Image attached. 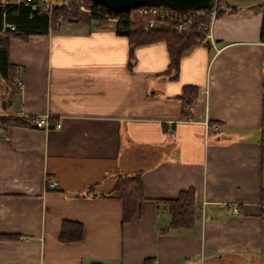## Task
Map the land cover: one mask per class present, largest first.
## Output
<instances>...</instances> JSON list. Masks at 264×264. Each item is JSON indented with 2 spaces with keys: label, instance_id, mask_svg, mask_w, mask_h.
I'll return each instance as SVG.
<instances>
[{
  "label": "crops",
  "instance_id": "obj_1",
  "mask_svg": "<svg viewBox=\"0 0 264 264\" xmlns=\"http://www.w3.org/2000/svg\"><path fill=\"white\" fill-rule=\"evenodd\" d=\"M224 1L236 10L213 18L214 47L195 43L174 77L164 40L95 18L8 39L15 109L60 125L0 132V264H264L262 10ZM137 170L143 199L121 222L109 191ZM189 187L192 225L161 232L162 199ZM63 222L78 239L59 238Z\"/></svg>",
  "mask_w": 264,
  "mask_h": 264
},
{
  "label": "trees",
  "instance_id": "obj_2",
  "mask_svg": "<svg viewBox=\"0 0 264 264\" xmlns=\"http://www.w3.org/2000/svg\"><path fill=\"white\" fill-rule=\"evenodd\" d=\"M75 1L67 0V9L53 8L49 11L43 9L41 1H38L33 9H31L29 4L23 3L0 6V28L3 21L14 25V29L5 28L0 32V82L3 83L7 92L6 99L1 101L0 107L3 110L9 111L8 114H0V132H3L7 126L11 125H29L33 119L32 116L20 115L14 107L19 68L17 65L8 61V39L10 37L26 38L30 34L46 33L50 27H55L58 17H60V21L77 20L83 22L87 19L94 18L93 15L86 16L81 13ZM217 1L218 4L222 2V0H216V3ZM218 4L215 8L214 17L224 13H232L236 10L234 8H221ZM99 5L102 8H106L104 5ZM253 7L262 10L259 36L263 37L264 0H261L260 3ZM129 9L122 10L125 13L123 18L115 23L116 31L127 36L132 32H141L144 37L143 41L164 40L169 58L167 69L171 70L173 77L176 76L181 55L196 43L195 38L197 37V33L193 31L195 26L200 22H207L209 19L208 7L204 8L205 11L202 15L193 14L192 24L190 25L191 29L180 33H177L174 29L166 25L148 27L139 19L131 21L126 14ZM166 9L177 13L174 10ZM192 9L189 8L188 10L191 11ZM135 22L139 27L135 28L133 26ZM181 97L183 100V113L186 115L189 106L195 100L196 91L193 87L187 86L183 89ZM259 148L260 163L264 164V127L261 129L259 137ZM140 172V170H137L131 174L117 175L109 191L110 195L121 201V222H126L135 215L138 204L143 199ZM162 202L166 205L169 222L167 226L160 228L161 232H167L168 230L177 228H188L192 225L195 210L194 189L192 187L180 190L176 197L162 199ZM79 236V225L73 224V226L67 227V222L62 223L59 232V238L61 240L78 239Z\"/></svg>",
  "mask_w": 264,
  "mask_h": 264
},
{
  "label": "built area",
  "instance_id": "obj_3",
  "mask_svg": "<svg viewBox=\"0 0 264 264\" xmlns=\"http://www.w3.org/2000/svg\"><path fill=\"white\" fill-rule=\"evenodd\" d=\"M38 1H41L43 9H46L47 11L53 8H68L67 0H0V6L23 3L29 4L31 9H33L35 5H37ZM75 2L78 10L86 16L93 15L95 19L109 22L114 25L117 21L123 18L125 13L124 11H113L108 8H102L93 0H76ZM216 5V0H213L208 6V21L204 23L200 22L195 26L193 31L197 33V37L195 38L196 43H205L208 41V43L214 47L211 36V22L214 18ZM204 11V8H193L191 11L187 9L182 13H173L158 5H139L130 8L126 14L131 21L139 19L148 27L166 25L174 29L177 33H180L191 29L190 25L192 24L193 14L202 15ZM131 14L134 15L131 16ZM57 21H60V17H58ZM5 28L12 30L14 29V25L3 21L0 32H2ZM200 36H202L201 40H199ZM16 88H20V82L18 80L16 81ZM32 124L35 127L43 129H48L50 126L58 128L60 125L59 121L56 120H53L50 124L49 115L46 113L34 116ZM45 182L47 186H53L56 183L55 180L48 178Z\"/></svg>",
  "mask_w": 264,
  "mask_h": 264
},
{
  "label": "water",
  "instance_id": "obj_4",
  "mask_svg": "<svg viewBox=\"0 0 264 264\" xmlns=\"http://www.w3.org/2000/svg\"><path fill=\"white\" fill-rule=\"evenodd\" d=\"M113 11H122L139 5H158L182 13L189 8L208 7L212 0H93Z\"/></svg>",
  "mask_w": 264,
  "mask_h": 264
},
{
  "label": "rangeland",
  "instance_id": "obj_5",
  "mask_svg": "<svg viewBox=\"0 0 264 264\" xmlns=\"http://www.w3.org/2000/svg\"><path fill=\"white\" fill-rule=\"evenodd\" d=\"M254 2H258L259 0H253ZM260 2H261V0H260ZM259 2V3H260ZM217 4H218V1H217ZM218 5H220L221 6V8H223L224 6H225V1L224 0H222V2H220ZM256 5V4H255ZM162 8H164V9H166V7H162ZM82 13V12H81ZM85 15V14H84ZM69 21H71V20H69ZM200 39L199 40H201L202 39V36H200L199 37ZM6 95H7V92H6V89H5V87H4V85H3V83L2 82H0V103H1V101H3V100H5L6 99ZM9 113V111L8 110H3L1 107H0V114L2 115H4V114H8ZM199 259L197 258V261H198ZM196 261V263L195 264H197L198 262Z\"/></svg>",
  "mask_w": 264,
  "mask_h": 264
}]
</instances>
